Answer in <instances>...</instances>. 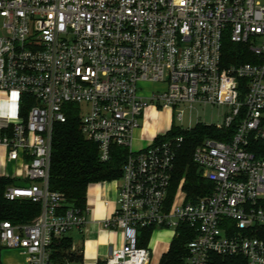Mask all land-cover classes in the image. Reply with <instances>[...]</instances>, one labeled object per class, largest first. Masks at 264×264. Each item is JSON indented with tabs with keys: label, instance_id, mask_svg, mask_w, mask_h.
I'll use <instances>...</instances> for the list:
<instances>
[{
	"label": "built area",
	"instance_id": "2783aa9c",
	"mask_svg": "<svg viewBox=\"0 0 264 264\" xmlns=\"http://www.w3.org/2000/svg\"><path fill=\"white\" fill-rule=\"evenodd\" d=\"M227 40L243 48L228 65ZM244 50L252 59L240 62ZM188 104L228 106L208 124L233 129L228 140L196 145L193 160L212 188L195 198L185 179L172 195L185 138L169 132L199 122L133 147L149 109L182 122ZM69 110L102 161L129 148L114 180L116 209L101 221L123 244L100 264H151L142 229L174 238L182 224L195 236L178 264H264V0H0V146L17 162L0 176L15 179L7 200L41 206L31 221H0V254L19 249L27 264H52L53 242L87 223V209L50 186L55 124Z\"/></svg>",
	"mask_w": 264,
	"mask_h": 264
},
{
	"label": "trees",
	"instance_id": "16d2710c",
	"mask_svg": "<svg viewBox=\"0 0 264 264\" xmlns=\"http://www.w3.org/2000/svg\"><path fill=\"white\" fill-rule=\"evenodd\" d=\"M239 44L227 40L223 47V61L225 64L238 62L235 54L243 49ZM245 49V48H244ZM246 50H244L245 52ZM240 62L250 61L252 58L245 52ZM233 129H219L213 124L199 122L191 130L173 128L169 133L184 135V142L179 148L173 171L172 195L178 189L182 179L184 188L190 198H195L212 188L211 182L203 178L198 165L193 160V151L205 137L212 136L221 140H228ZM129 148L117 146L113 148L109 161H102L99 156L97 143L85 138L80 129V117L75 111L69 110L66 122L55 124L52 162L50 171V186L54 190L64 192L68 201L80 209L86 208L87 191L91 184L104 181H114L122 175V166ZM15 179L0 176V221H31L41 211L39 203L29 199L9 201L4 196L5 188ZM153 234V228H144L141 232L140 246H147ZM195 236L186 224L179 227V233L172 239L170 249L162 256L159 264H178L187 252V243ZM53 261L63 260L72 256L70 251L72 239L64 237L53 242ZM243 259V258H242ZM0 264L1 256H0Z\"/></svg>",
	"mask_w": 264,
	"mask_h": 264
},
{
	"label": "crops",
	"instance_id": "0c3cea01",
	"mask_svg": "<svg viewBox=\"0 0 264 264\" xmlns=\"http://www.w3.org/2000/svg\"><path fill=\"white\" fill-rule=\"evenodd\" d=\"M158 111L149 109L148 114L153 115ZM169 127L162 129L155 128L153 125L146 126L135 131L134 142L143 139L145 136H150L152 140ZM139 134V137L138 135ZM149 140V141H150ZM0 150L4 152V148L0 146ZM0 160L3 161L1 172L6 175H11L7 168L10 161L0 155ZM118 201V187L116 181H104L93 183L89 186L87 191L86 209H87V223L82 230H74L67 237L72 239L71 253L74 254L69 257L59 260L62 264H100L102 259L106 258L112 249L123 244V234L118 230H108L101 226V221L112 215L115 211ZM164 232H167L164 230ZM162 239L154 246L158 258L156 263L161 262L162 256L170 249L173 239H165L167 236L162 234ZM151 240V239H150ZM150 246V242H149ZM58 262V261H53ZM53 264V263H52Z\"/></svg>",
	"mask_w": 264,
	"mask_h": 264
},
{
	"label": "rangeland",
	"instance_id": "374dc122",
	"mask_svg": "<svg viewBox=\"0 0 264 264\" xmlns=\"http://www.w3.org/2000/svg\"><path fill=\"white\" fill-rule=\"evenodd\" d=\"M147 87L149 89L152 88L151 84H148ZM184 110V120L178 121V119L174 118L171 110L160 109L158 112L153 115H148L144 119L141 120V124L146 126L147 124L153 125L155 128L162 129L163 127H171L172 124H183L185 126H189L190 124L195 125L197 122L204 123H218L224 120L223 114L229 110L228 106L225 105H212V104H195L194 107H190V105H180L179 110ZM177 113V112H176ZM174 121V122H173ZM139 137V134H137ZM150 136H145L142 140L137 138L135 140L133 147L139 148L144 147L149 144ZM4 153L0 150V155ZM17 162L9 163L7 168L8 172L13 175L16 173ZM157 228L151 237L150 240V258L152 263L157 262L158 255L156 251L153 249L154 246L163 238L162 234H165L167 238H172L171 230H165ZM157 246V245H156ZM1 262L2 264H27L25 262V257L22 256L19 249L13 248H3L1 251ZM53 264H62L61 261L53 262Z\"/></svg>",
	"mask_w": 264,
	"mask_h": 264
},
{
	"label": "water",
	"instance_id": "95a60500",
	"mask_svg": "<svg viewBox=\"0 0 264 264\" xmlns=\"http://www.w3.org/2000/svg\"><path fill=\"white\" fill-rule=\"evenodd\" d=\"M16 185H18V186H28V183H25L24 181H16Z\"/></svg>",
	"mask_w": 264,
	"mask_h": 264
}]
</instances>
